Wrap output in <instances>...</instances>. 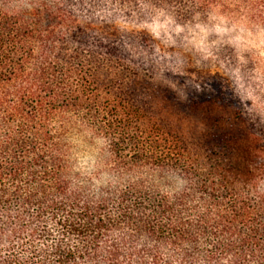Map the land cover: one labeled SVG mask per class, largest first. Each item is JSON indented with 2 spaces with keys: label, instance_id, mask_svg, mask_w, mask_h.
Listing matches in <instances>:
<instances>
[{
  "label": "trees",
  "instance_id": "trees-1",
  "mask_svg": "<svg viewBox=\"0 0 264 264\" xmlns=\"http://www.w3.org/2000/svg\"><path fill=\"white\" fill-rule=\"evenodd\" d=\"M213 10L264 27V0H0V264H264L257 125L152 72V26Z\"/></svg>",
  "mask_w": 264,
  "mask_h": 264
},
{
  "label": "rangeland",
  "instance_id": "rangeland-1",
  "mask_svg": "<svg viewBox=\"0 0 264 264\" xmlns=\"http://www.w3.org/2000/svg\"><path fill=\"white\" fill-rule=\"evenodd\" d=\"M149 33L157 81L194 98L211 96L220 86L244 107L264 140V27L213 10L188 23L154 25ZM75 145L77 168L93 171L96 150L80 138ZM108 178L104 175L100 183Z\"/></svg>",
  "mask_w": 264,
  "mask_h": 264
}]
</instances>
